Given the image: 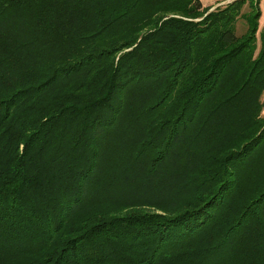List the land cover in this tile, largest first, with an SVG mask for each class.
Instances as JSON below:
<instances>
[{"label":"trees","instance_id":"obj_1","mask_svg":"<svg viewBox=\"0 0 264 264\" xmlns=\"http://www.w3.org/2000/svg\"><path fill=\"white\" fill-rule=\"evenodd\" d=\"M209 8L0 0V264H264L261 13Z\"/></svg>","mask_w":264,"mask_h":264},{"label":"rangeland","instance_id":"obj_2","mask_svg":"<svg viewBox=\"0 0 264 264\" xmlns=\"http://www.w3.org/2000/svg\"><path fill=\"white\" fill-rule=\"evenodd\" d=\"M233 0H201L203 7H210L208 12L217 8V7H223L229 2ZM258 1V7L260 9V17L258 19V29L256 33L257 41L259 42L260 39V34L262 32V29L264 27V0H257ZM243 12L248 11L247 5H245L242 9ZM247 28V25L245 23V20L243 18H238L236 21V33L241 34L244 33ZM261 100H264V91L261 95ZM264 109V106H263ZM263 109L261 111L262 116L263 114Z\"/></svg>","mask_w":264,"mask_h":264},{"label":"crops","instance_id":"obj_3","mask_svg":"<svg viewBox=\"0 0 264 264\" xmlns=\"http://www.w3.org/2000/svg\"><path fill=\"white\" fill-rule=\"evenodd\" d=\"M263 114H264V109H263Z\"/></svg>","mask_w":264,"mask_h":264}]
</instances>
